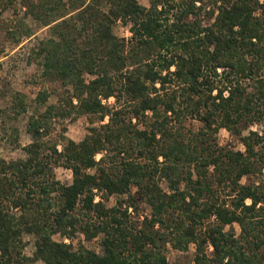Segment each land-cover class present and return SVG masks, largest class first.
<instances>
[{
	"label": "trees",
	"instance_id": "trees-1",
	"mask_svg": "<svg viewBox=\"0 0 264 264\" xmlns=\"http://www.w3.org/2000/svg\"><path fill=\"white\" fill-rule=\"evenodd\" d=\"M21 4L8 40L36 33L28 18L49 28L30 58L66 90L38 94L25 157L7 160L0 142V264H185L167 252L191 245L195 264H264V181L243 183L264 169V0ZM83 115L96 120L81 141L56 126ZM222 128L244 150L220 146ZM112 195L127 197L107 206Z\"/></svg>",
	"mask_w": 264,
	"mask_h": 264
},
{
	"label": "rangeland",
	"instance_id": "rangeland-1",
	"mask_svg": "<svg viewBox=\"0 0 264 264\" xmlns=\"http://www.w3.org/2000/svg\"><path fill=\"white\" fill-rule=\"evenodd\" d=\"M139 2L149 6V0H139ZM0 11V142L2 155L7 160H10L25 157V151L22 147L32 140L28 133V119L32 113L42 107L37 101L40 91H48L49 98L47 103H54L58 101L60 95L65 92L66 87L60 82L45 80L41 76L40 65L35 59L30 58L32 48L37 45L40 39L49 36V28L40 27L33 19L28 18L27 21L36 28V33L30 38H25L20 44L15 45L7 38L6 27H12L17 18L24 16V8L21 4V0H15L13 5ZM114 31L120 37L130 36L128 26L122 22H118L114 25ZM17 94L24 95V101L28 106V111L25 112L17 108L15 109V97ZM110 100L113 103L114 99L111 98ZM95 120L94 117L83 115L76 119L59 120L56 126L58 129L66 128L64 131L66 137L75 141H81L89 132V128L93 125L92 121ZM94 124H98V122ZM194 126L199 127L197 121ZM246 133L247 131H245V134ZM16 135L18 141L13 142ZM218 142L220 146H234L236 149L244 150V146L241 142L233 137L225 128L219 130ZM19 145H21V147ZM59 148L62 149V145H60ZM55 175L56 178L63 183H69L73 178L71 169L64 166L55 167ZM260 180L264 181V169L263 173L260 175L245 177L243 183H248L250 181L258 182ZM161 183L166 187L165 180H162ZM133 191H136V188H133ZM126 197L127 195H112L105 199V203L107 206H112L116 204L118 200L126 199ZM99 199L100 196H97V200ZM139 212L143 215L149 214L150 208L147 204L141 203ZM235 228L236 231H240L238 225H235ZM57 238L59 239L60 237L57 236ZM25 239L28 241V244L24 249V253L31 256L35 250V237L27 235ZM80 241L98 252L101 251L100 237L92 240H85L84 236L80 234L76 237L74 243L77 244ZM194 252V245H191L187 251H179L170 247L167 256L171 263L181 261L185 264H195ZM32 264L45 263L35 261Z\"/></svg>",
	"mask_w": 264,
	"mask_h": 264
}]
</instances>
